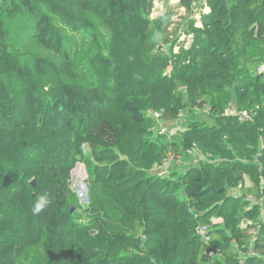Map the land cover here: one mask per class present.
<instances>
[{"label":"trees","instance_id":"trees-1","mask_svg":"<svg viewBox=\"0 0 264 264\" xmlns=\"http://www.w3.org/2000/svg\"><path fill=\"white\" fill-rule=\"evenodd\" d=\"M197 1L209 11L188 23L186 46L150 20L153 0H0V264L39 238L48 264H264V0H179L188 11ZM73 3L93 17L65 9ZM56 13L86 36L76 51ZM77 52L79 66L58 61ZM160 108L167 128L186 113L170 139L150 130ZM111 109L134 131L122 133ZM196 147L218 160L151 172L170 149L188 157ZM79 160L103 207L88 215L97 244L72 234ZM108 192L117 201L106 209Z\"/></svg>","mask_w":264,"mask_h":264},{"label":"rangeland","instance_id":"rangeland-1","mask_svg":"<svg viewBox=\"0 0 264 264\" xmlns=\"http://www.w3.org/2000/svg\"><path fill=\"white\" fill-rule=\"evenodd\" d=\"M65 9L68 11H71L72 13H79L82 16L87 15L88 17L91 16V18L93 17L91 15V11L89 9H85L82 10V8L80 7V5L78 4H69L65 6ZM209 8L206 6V4L204 3V5L201 4L200 1H197L194 6L188 11L186 10L184 7H182L180 5L179 0H153V5L151 8V12H150V20L152 21H156L159 19H163L164 22L168 25V31L170 32V37L173 38L174 43L178 44V43H185V45H189L191 39H192V34H188L186 32V29H188V23L190 22L191 19H195L196 21V25H200L199 20H200V14L201 12H208ZM84 14V15H83ZM55 16V24H57L60 28L63 29L64 32H66L67 35L72 36L75 41H76V45L73 44V46L71 48H73L76 51V48H80L81 45V37H86L83 36L79 33V30H77L76 27L71 26L70 24H67L66 22L62 21L59 17L60 14L56 13L54 14ZM94 27L97 31V35H99L100 37L106 39L109 43L111 40L112 35L109 34V28L107 27V25L104 23L103 19L100 17L94 18ZM77 46V47H76ZM178 47L175 46L174 50L177 51ZM73 50V51H74ZM72 51V52H73ZM81 51V50H80ZM74 55V54H73ZM65 60L62 61L61 59H59L58 61H60V63L62 62H69L72 63L71 65L73 67L75 66H79L80 64H82L81 61L84 60V58L82 57L81 53H78L75 56H71L70 58H64ZM110 62L112 63V61L110 60ZM110 63V64H111ZM110 64L108 67H105L103 69H105L107 71V73L111 72V67ZM129 66V65H128ZM70 67V66H69ZM108 69V70H107ZM167 69L170 70V66L167 67ZM109 75V74H108ZM119 78V77H118ZM117 78V79H118ZM115 78V80H117ZM120 80V79H119ZM117 83V81H115ZM114 82V85H115ZM154 112H158V115L160 116L161 114H163V109H158V110H153ZM234 114L239 115V113L243 112H236L234 110H232ZM110 114L111 117H113L114 121L116 122L118 128L120 129V131H122V133H126L125 129H127L128 131H134L135 129V125H132V123L130 121H128L123 115H121L120 113H118L116 111V109H111L110 112H108ZM152 114V111L150 112ZM197 114L199 116H201L203 119L207 120L209 118H207V115H204L203 112L201 111H197ZM247 117L245 118H249L250 116L248 115V113H246ZM179 119L177 121L178 124L182 125V122L185 121L186 119V113H180L178 114ZM156 125H153L150 130L153 131L154 134H158V135H163L167 138H171L172 136H169L168 134H160L159 133V127L162 126V119L159 118L156 120ZM209 121V120H207ZM182 129L184 127H181ZM62 136L64 137V140H67V138L69 137L68 134L64 133L62 134ZM167 139V141H171L172 140H177L178 138H174L172 140ZM137 141V139H135ZM70 141V140H69ZM196 146V145H194ZM138 149L140 147L137 146ZM146 144L143 147V150L146 151L144 152L147 155V151L146 150ZM148 148V147H147ZM126 152V150H125ZM121 154V152H120ZM188 157L184 156L183 154H174V152L170 149V151L168 152L167 155V159L168 161H164V164L162 165H156L154 166L151 170L152 173H158L161 175H168L169 173L173 172L174 170H178V171H183L189 164L191 165H199L200 162L203 161H216L218 160L217 158L212 159L210 157V154L204 153L202 151V149L200 147H196V149L189 151L187 153ZM174 165V167L172 166V164ZM88 174H87V168L84 165V163L82 162V160H79L78 162H75L74 167L71 169L70 171V178H69V189H71L74 192V195L77 197V199L79 200L78 204H74V205H70V210L72 213H74L75 217H79L77 218L78 221V228L75 229V231H72V234L74 236H79V237H86L88 239H91L93 241V243L97 244L98 240H97V236H96V232L94 230V228L90 225L89 222V218L88 215L90 213L93 214H98L97 212L102 211L101 209L103 207H99V205L101 203H99L97 201V196L93 195V193H95V189L92 191V195H91V190L89 191V185H88ZM232 193V191H230ZM106 193V192H105ZM109 192L107 194H104L106 197V199L103 201V204H105V207L107 209V206L111 205L112 202L116 203L117 198L114 196V194H110L108 196ZM112 195V196H111ZM139 197V194H137ZM119 196H121L119 194ZM124 196V195H123ZM122 197V196H121ZM112 202H111V200ZM125 201L127 202H133V195L129 192L128 195L126 194L125 196ZM99 203V204H98ZM122 201L117 203V206L120 204L121 205ZM260 203L262 206H264V200H260ZM91 205L90 208H88V206ZM87 207V208H86ZM113 207V205H112ZM114 210V208H113ZM264 210V207H263ZM115 211H117L115 209ZM112 212L111 210H108L109 215L104 214V219H106V221H108L109 223L112 224H117L119 219H116L115 217H117L115 215L116 212ZM104 212H102L101 214L103 215ZM114 213V214H113ZM212 217V216H211ZM109 218V219H107ZM214 222L211 220V223H207L206 226L207 227H211L213 225V223H219V219L218 218H213ZM95 236V237H94ZM44 240L42 238L39 239H35L33 240L30 244H28L24 251L22 252V254L19 257V260H17L14 264H48L47 260V254L43 245Z\"/></svg>","mask_w":264,"mask_h":264},{"label":"built area","instance_id":"built-area-1","mask_svg":"<svg viewBox=\"0 0 264 264\" xmlns=\"http://www.w3.org/2000/svg\"><path fill=\"white\" fill-rule=\"evenodd\" d=\"M264 71V65H262V66H260L259 68H258V72H263ZM227 113H229V114H234L233 113V111L232 110H227ZM152 117L155 119V120H157V119H159L160 117H161V115L159 116L158 115V112H154V111H152ZM239 115L243 118V117H247V115H246V111H243V112H241V113H239ZM151 128V127H150ZM160 129H159V133L160 134H168L169 136H173L174 134H176L179 130H181V125L180 124H178L177 122H176V124H174L172 127H170V128H167L166 126H164V125H162L161 127H159ZM167 161H168V159H167ZM207 226L206 225H202V226H200L199 228H198V230H199V232H201V233H203L204 234V232L207 230Z\"/></svg>","mask_w":264,"mask_h":264},{"label":"clouds","instance_id":"clouds-1","mask_svg":"<svg viewBox=\"0 0 264 264\" xmlns=\"http://www.w3.org/2000/svg\"><path fill=\"white\" fill-rule=\"evenodd\" d=\"M46 201L42 198L40 202L36 203L35 205V211L39 212L41 209L45 206Z\"/></svg>","mask_w":264,"mask_h":264},{"label":"water","instance_id":"water-1","mask_svg":"<svg viewBox=\"0 0 264 264\" xmlns=\"http://www.w3.org/2000/svg\"><path fill=\"white\" fill-rule=\"evenodd\" d=\"M31 184H32V186H34V181L33 180L31 181Z\"/></svg>","mask_w":264,"mask_h":264}]
</instances>
